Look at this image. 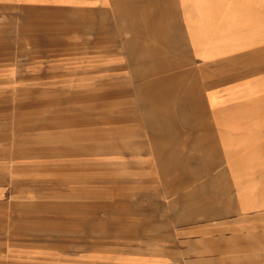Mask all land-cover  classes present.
<instances>
[{"label": "rangeland", "instance_id": "obj_1", "mask_svg": "<svg viewBox=\"0 0 264 264\" xmlns=\"http://www.w3.org/2000/svg\"><path fill=\"white\" fill-rule=\"evenodd\" d=\"M18 7L0 2V264H264L262 72L222 0Z\"/></svg>", "mask_w": 264, "mask_h": 264}, {"label": "crops", "instance_id": "obj_2", "mask_svg": "<svg viewBox=\"0 0 264 264\" xmlns=\"http://www.w3.org/2000/svg\"><path fill=\"white\" fill-rule=\"evenodd\" d=\"M26 1L33 0H0L17 2L18 9ZM210 13L212 17H217L213 10ZM220 16L225 18L226 23L229 16L236 18V28L232 31L236 38L239 59L248 60L255 67L261 68L259 83L264 87V0H222ZM226 23L222 31L224 38L228 33Z\"/></svg>", "mask_w": 264, "mask_h": 264}]
</instances>
